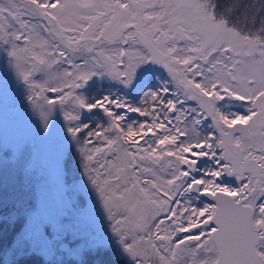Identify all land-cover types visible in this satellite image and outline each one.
Here are the masks:
<instances>
[{
  "label": "snow or ice",
  "instance_id": "obj_1",
  "mask_svg": "<svg viewBox=\"0 0 264 264\" xmlns=\"http://www.w3.org/2000/svg\"><path fill=\"white\" fill-rule=\"evenodd\" d=\"M0 96L61 142L33 227L0 140L13 264H264V0H0Z\"/></svg>",
  "mask_w": 264,
  "mask_h": 264
},
{
  "label": "rangeland",
  "instance_id": "obj_2",
  "mask_svg": "<svg viewBox=\"0 0 264 264\" xmlns=\"http://www.w3.org/2000/svg\"><path fill=\"white\" fill-rule=\"evenodd\" d=\"M54 122L55 117H53V121L50 122V128L53 134L47 136L46 139H42L36 131L37 125H40L41 130H43L39 116L32 113L30 107L28 111L25 112L14 97L9 96L8 99L5 100L3 96H0V128H6L3 134H1L0 131V140L6 139L10 144L14 139H18L20 136H29L30 140L36 146L38 158L34 178L35 189L34 192L30 194V198L35 199L40 208V214L31 219V225L33 227L39 222L40 217L47 213L48 204L53 197L55 180L54 158L56 152L61 147L59 125L54 126ZM60 123H63L62 116L60 117ZM13 194V189L10 187L8 190L10 202L11 195ZM14 259L18 258H14L13 256H11L10 259L8 258V264H13Z\"/></svg>",
  "mask_w": 264,
  "mask_h": 264
},
{
  "label": "trees",
  "instance_id": "obj_3",
  "mask_svg": "<svg viewBox=\"0 0 264 264\" xmlns=\"http://www.w3.org/2000/svg\"><path fill=\"white\" fill-rule=\"evenodd\" d=\"M6 130L1 129V134ZM26 138L30 139L29 136ZM12 196V195H11ZM11 205L9 199V206ZM19 224L13 225L12 219L5 214V222L0 224V264H8V258L12 256L10 251V245L12 244L13 239L16 237L17 229ZM19 264H31L30 260L19 261Z\"/></svg>",
  "mask_w": 264,
  "mask_h": 264
}]
</instances>
